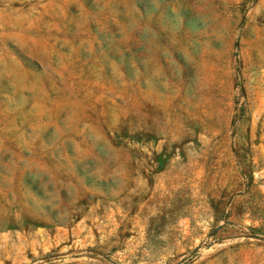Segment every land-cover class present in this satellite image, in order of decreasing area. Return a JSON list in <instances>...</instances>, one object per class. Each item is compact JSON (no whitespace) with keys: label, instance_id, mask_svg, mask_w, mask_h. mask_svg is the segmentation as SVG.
Masks as SVG:
<instances>
[{"label":"rangeland","instance_id":"obj_1","mask_svg":"<svg viewBox=\"0 0 264 264\" xmlns=\"http://www.w3.org/2000/svg\"><path fill=\"white\" fill-rule=\"evenodd\" d=\"M0 264H264V0H0Z\"/></svg>","mask_w":264,"mask_h":264}]
</instances>
